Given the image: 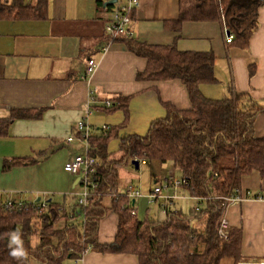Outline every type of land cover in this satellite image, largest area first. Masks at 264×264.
I'll return each instance as SVG.
<instances>
[{"label": "crops", "instance_id": "0c3cea01", "mask_svg": "<svg viewBox=\"0 0 264 264\" xmlns=\"http://www.w3.org/2000/svg\"><path fill=\"white\" fill-rule=\"evenodd\" d=\"M109 1L46 0L45 19L0 20V118H10L17 112L27 114L14 118L7 134L0 137L3 198L20 197L31 203L43 202L46 196V203H66L70 209L69 197L79 185V178L69 177L64 167L74 156L86 153V143L81 141L78 131L80 122H86L92 135L103 132L105 125L117 128L119 137L110 142L108 152L119 158L121 138L145 136L153 121L166 116L163 103H171L180 110L191 108L186 86L180 80L139 81L137 74L146 69L147 60L130 52L121 42L107 44L105 27L115 10L105 6ZM37 2L24 0L31 5ZM140 2L132 17L133 36L121 38L149 45L176 44L180 51L213 52L218 83L201 85L203 95L221 100L231 91L248 93L264 107V6L259 10L258 28L250 46L243 50L226 43V29L221 22H187L179 32L165 29L164 23L177 17L176 0ZM91 59L96 66L88 74L86 67ZM251 69L253 75L249 73ZM92 96V114L88 115ZM115 96L131 97L127 111L103 110L105 103ZM254 129L255 136L264 139V114L256 118ZM71 136L77 139L68 143ZM7 163L13 164L8 170ZM170 177L175 175L165 178ZM132 182L121 169V195H125V187ZM178 193L185 197L181 200L191 199L184 189ZM58 195L63 196L62 200L54 199ZM239 195L242 200L228 207L225 218L230 229L242 230L243 259L264 258V200L255 198L264 195V169L243 176ZM134 201L136 208L137 200ZM103 205L110 208L111 198L105 199ZM111 211L100 223L99 244L115 239L119 217ZM65 264L139 261L131 254L92 250L79 262Z\"/></svg>", "mask_w": 264, "mask_h": 264}, {"label": "trees", "instance_id": "16d2710c", "mask_svg": "<svg viewBox=\"0 0 264 264\" xmlns=\"http://www.w3.org/2000/svg\"><path fill=\"white\" fill-rule=\"evenodd\" d=\"M176 1L177 17L166 21L165 29L179 32L187 22H221L233 35L228 45L243 50L250 46L264 6V0ZM46 5V0L34 5L24 0H0V20L45 19ZM108 39L107 44L121 42L147 60L137 80H180L192 106L180 110L163 103L166 116L153 121L145 136L121 138L119 158L108 152L110 142L119 137L117 128L91 135L88 155L98 158L102 167L93 178L97 185L90 191L88 206L77 202L68 209L66 203L51 200L27 203V210L22 211L0 208V264L79 262L87 249L135 255L139 264H238L243 259L242 230L230 229L228 238L223 239L218 228L224 198L239 194L243 176L264 169V139L257 138L254 129L264 107L248 93L231 91L221 100L203 95L201 85L218 83L213 52L180 51L176 44L149 45L133 38ZM130 99L115 96L112 106L105 105L103 110L127 111ZM26 115L17 112L0 118V137L7 134L14 118ZM136 159L172 163L180 177L189 178L184 190L196 200V206L186 213L173 204L165 220L150 217L149 209L145 219L133 216V200L120 194L119 183L121 169ZM11 166L7 163L5 169ZM107 198L112 200L110 208L103 205ZM110 210L119 217L117 233L113 242L99 244L100 223ZM13 233L19 236L18 244L12 243ZM13 250L20 254L13 256Z\"/></svg>", "mask_w": 264, "mask_h": 264}, {"label": "built area", "instance_id": "2783aa9c", "mask_svg": "<svg viewBox=\"0 0 264 264\" xmlns=\"http://www.w3.org/2000/svg\"><path fill=\"white\" fill-rule=\"evenodd\" d=\"M118 6L112 13V17L110 21L107 23L105 27V33L108 35L110 39H116L121 37H132L133 31L131 30L132 25V17L135 11L140 7V0H120L117 1ZM116 3V4H117ZM115 4V5H116ZM225 26V25H224ZM226 33V43L229 44L233 40V35ZM96 62L95 60H88L87 62V73L92 74L95 70ZM94 102V97L92 96L89 101V105L87 107V114H92V104ZM107 107L112 106L111 101H107L105 103ZM111 129L110 126L102 127L103 132H108ZM78 131L80 133L81 141L86 143V153L83 155H76L72 159H70L65 165L64 169L66 172L71 175L79 177V183L83 186L84 191L78 199V204L81 206L89 205V197L90 191L92 188L96 187L95 180L93 179L98 172V169L102 167V162L93 156L88 155L89 151V138L92 135V130L86 124V122L82 121L78 124ZM77 137L71 136L68 138V143L76 140ZM139 161L140 166L146 165L145 159H136ZM189 178L184 175L179 179L175 177H170L164 180L163 183L157 185L152 192L147 195L148 204L154 205L158 204L161 210V215L163 218L161 220H165L168 210L174 204L175 201L185 199L184 196H180L178 191L180 189H185L188 187ZM124 194L128 196L130 199L137 200L138 198H142L144 195L141 191L133 188L132 185H127L124 189ZM257 199L264 200V196H259ZM242 200V197L239 194L229 195L224 198L223 203V213L220 218V224L218 228V235L220 238L227 239L229 236V224L227 219L225 218V212L231 205L238 203ZM27 203L17 200L5 199L0 195V208H4L6 210H27ZM132 215H136V210L132 212ZM89 250L87 249L85 254H87ZM238 264H264V258H256V259H242Z\"/></svg>", "mask_w": 264, "mask_h": 264}, {"label": "rangeland", "instance_id": "374dc122", "mask_svg": "<svg viewBox=\"0 0 264 264\" xmlns=\"http://www.w3.org/2000/svg\"><path fill=\"white\" fill-rule=\"evenodd\" d=\"M118 1H120V0H118ZM117 6H118V3L115 5L114 8H117ZM104 36L106 37L105 33H104ZM249 73L251 74V70H249ZM146 164L147 165L141 166V168L139 170H136V168L131 164L129 166L123 168L124 171L127 173L128 177L133 180L132 186L136 190L141 191V193L143 195L145 194V196H147V194L149 195L150 194L149 192L156 187V184H155L156 181H158V183H160V182L162 183V182H164L165 179H167L165 177H168L172 174L175 175V178H177V179L180 178L178 172L173 167L172 163L161 164L159 162H150V163H146ZM66 173L69 177L71 176L75 180L79 178L78 176L71 175L68 172H66ZM74 179H73V181H74ZM83 191H84V188L79 183V185L76 187V189L72 191V195H70L71 197H69V200H70L72 206H74L75 203L78 202V199H80L79 195H81L83 193ZM44 197L45 198H43V203L46 202V196H44ZM62 197L63 196L58 195V196L54 197V199L55 200H57V199L62 200ZM16 200L19 202L22 201V199H20V197H17ZM38 202H41V201L38 200ZM175 202L178 204L177 206L179 208H183L186 213L189 212L190 209H192L196 206V202L192 199L178 200ZM26 203L32 204L34 202H31V203L26 202ZM136 209H137L138 218L141 220L145 219V217L147 216L148 209L150 210V214H149L150 217H155V218L158 217L159 220H161L163 218L161 216V210L159 208V205L158 204L149 205L147 197L143 196L142 198L137 199ZM111 212L114 213L118 217V214L115 211L112 210ZM81 220H83V219H81ZM35 241H36V239H35ZM224 264H231V263L226 262Z\"/></svg>", "mask_w": 264, "mask_h": 264}, {"label": "water", "instance_id": "95a60500", "mask_svg": "<svg viewBox=\"0 0 264 264\" xmlns=\"http://www.w3.org/2000/svg\"><path fill=\"white\" fill-rule=\"evenodd\" d=\"M117 1L118 0H111V1H109V2H107V3H105V6L107 7V6H110V7H112V6H114L116 3H117ZM228 34H229V32H228ZM131 164L136 168V170H139V168H140V164H139V161L138 160H133L132 162H131ZM79 182V181H78ZM40 201V200H39ZM133 204L135 205V201L133 200Z\"/></svg>", "mask_w": 264, "mask_h": 264}, {"label": "clouds", "instance_id": "9594fccd", "mask_svg": "<svg viewBox=\"0 0 264 264\" xmlns=\"http://www.w3.org/2000/svg\"><path fill=\"white\" fill-rule=\"evenodd\" d=\"M12 241L15 242V243H19L20 242L19 241V236L16 233L12 234ZM18 254H20V253H18L16 250H13V252H12L13 256H16Z\"/></svg>", "mask_w": 264, "mask_h": 264}]
</instances>
